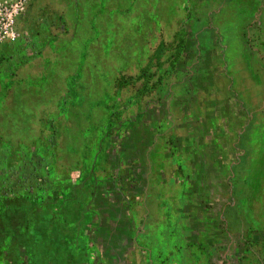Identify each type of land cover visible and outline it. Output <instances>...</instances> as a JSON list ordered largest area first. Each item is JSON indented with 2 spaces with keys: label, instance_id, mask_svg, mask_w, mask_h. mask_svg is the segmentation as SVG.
<instances>
[{
  "label": "rangeland",
  "instance_id": "374dc122",
  "mask_svg": "<svg viewBox=\"0 0 264 264\" xmlns=\"http://www.w3.org/2000/svg\"><path fill=\"white\" fill-rule=\"evenodd\" d=\"M14 28L0 46V264L85 245L108 264L97 241L114 258L99 235L122 215L185 229L190 264H264V0H27ZM259 92L240 132L236 105Z\"/></svg>",
  "mask_w": 264,
  "mask_h": 264
},
{
  "label": "crops",
  "instance_id": "0c3cea01",
  "mask_svg": "<svg viewBox=\"0 0 264 264\" xmlns=\"http://www.w3.org/2000/svg\"><path fill=\"white\" fill-rule=\"evenodd\" d=\"M260 72L259 70H248L246 76L253 78L255 81L254 84H259V82H261L260 80L261 77L259 75ZM237 91L240 92V90ZM259 96H260V92H259ZM246 102L247 105H245V108L242 107L244 106V104L241 105L240 107L236 105L237 106L236 110L233 113L232 125L238 127L239 128L238 130H240V132H242V130L244 129L245 121L246 119H248L247 116L251 114V112H249L248 109L245 110L246 107L251 108L250 110H252L253 113H255L256 111L254 110L261 108L262 95L260 96L259 101H257V103L250 101L251 104H249V100H246ZM193 141L196 142L197 140L195 139ZM230 142L231 140L228 139L224 140V144H225L224 149L219 151L220 152L219 155L217 150L213 148L212 149L209 148L207 150L202 149L200 151V153L202 152V154L199 153L200 155L199 157L211 158L215 156L217 157L218 155L219 157L222 158L221 162L226 164L229 162L230 160L229 158H231L234 154V152L231 153L230 151L229 148ZM219 174H217V171L214 173V175H216V178L212 179L211 184L213 185L217 184L222 186L223 184H225L224 178L218 179L217 176H219ZM227 177H229V174H227L226 178ZM216 179H218L219 181L217 182ZM216 189L217 187H215L214 190ZM217 196L221 198L220 195L217 193L216 195L215 194L211 195L207 200V205L216 206L217 200H219ZM224 201L226 203L229 202L227 199H225ZM147 215L148 214H145L143 216H145V219L147 220L146 222L148 223L149 221H151V218L147 217ZM131 216L132 215L127 216L128 218L124 215L120 216L119 221H121L122 224L121 225L118 224V226L116 225V227L118 228L123 227V229H116L114 231L106 230L100 233L101 235H99V237H102L103 241H107V242L113 241V243L115 244V247H113V251H112L114 254V258L106 259L105 258L107 256L106 248L108 247L103 245L104 243H100L99 241H97L98 244L97 242L96 244L98 246L97 248H99L100 251L99 253L100 258H102L104 261L106 260L108 264H190L189 261H186V259L190 257V250L189 247H185V241H186L185 236L187 235L185 229H180L179 227L175 226L174 223L171 225V228H167V230H164L163 228L156 231L152 229L149 230L147 229V225H145L143 228H140L138 227L139 224H136V222L138 219L140 221L142 216H138V217L132 216L134 217V219L138 218L137 220L134 221L131 220ZM178 218L179 219H177L178 221H176V223H182L183 227L185 225H190V221H188L187 217L185 218L186 222L185 219L181 217ZM211 222L213 223L214 220L213 221L211 220ZM131 226H133V228L129 229ZM210 231L211 230H209V232ZM212 234L213 233L205 235V242H203L202 245L207 247L209 246L208 244L213 242V245L210 244V246L211 247L213 246L212 249L215 250L214 247L216 245V237L215 235ZM1 238L2 235H0V239ZM225 238L229 239V242L233 244L234 241L233 234L229 233L227 230L226 233H222V237L219 239L221 241H224ZM207 239H209V241ZM101 246H103L102 249L100 248ZM66 249L64 251L65 255H63V259L59 264L62 263L90 264L89 259L92 250H88L86 245L85 247H81V250L78 252H75L74 249L71 248L68 251H66ZM48 264H52L51 261H49ZM55 264H58V262ZM200 264H204V262Z\"/></svg>",
  "mask_w": 264,
  "mask_h": 264
},
{
  "label": "built area",
  "instance_id": "2783aa9c",
  "mask_svg": "<svg viewBox=\"0 0 264 264\" xmlns=\"http://www.w3.org/2000/svg\"><path fill=\"white\" fill-rule=\"evenodd\" d=\"M27 0L0 1V46L4 43H13L17 33L14 30V19L17 13L25 9Z\"/></svg>",
  "mask_w": 264,
  "mask_h": 264
},
{
  "label": "trees",
  "instance_id": "16d2710c",
  "mask_svg": "<svg viewBox=\"0 0 264 264\" xmlns=\"http://www.w3.org/2000/svg\"><path fill=\"white\" fill-rule=\"evenodd\" d=\"M252 170V169H251ZM229 204H231V202H229Z\"/></svg>",
  "mask_w": 264,
  "mask_h": 264
}]
</instances>
